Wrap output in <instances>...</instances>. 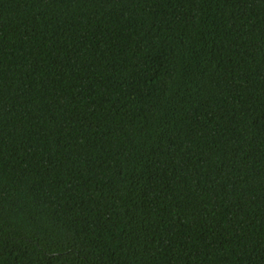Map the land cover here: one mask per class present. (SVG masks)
Returning a JSON list of instances; mask_svg holds the SVG:
<instances>
[{
	"label": "trees",
	"instance_id": "16d2710c",
	"mask_svg": "<svg viewBox=\"0 0 264 264\" xmlns=\"http://www.w3.org/2000/svg\"><path fill=\"white\" fill-rule=\"evenodd\" d=\"M0 264H264V0H0Z\"/></svg>",
	"mask_w": 264,
	"mask_h": 264
}]
</instances>
